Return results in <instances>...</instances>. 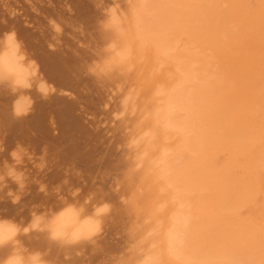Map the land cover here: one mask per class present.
Masks as SVG:
<instances>
[{
	"label": "bare ground",
	"instance_id": "6f19581e",
	"mask_svg": "<svg viewBox=\"0 0 264 264\" xmlns=\"http://www.w3.org/2000/svg\"><path fill=\"white\" fill-rule=\"evenodd\" d=\"M189 1L0 0V264H264V29Z\"/></svg>",
	"mask_w": 264,
	"mask_h": 264
},
{
	"label": "rangeland",
	"instance_id": "374dc122",
	"mask_svg": "<svg viewBox=\"0 0 264 264\" xmlns=\"http://www.w3.org/2000/svg\"><path fill=\"white\" fill-rule=\"evenodd\" d=\"M149 2H150V4H151V6L152 7H154L155 8V10L154 11H152L151 12V14L152 15H158L159 13V9H160V7L162 6V4L165 2V0H161V1H163V3L160 1V0H148ZM153 1H154V4H153ZM190 1H193V2H190ZM189 2H188V4L187 5H196L197 6V8L196 9H194V10H192L193 11V13L195 14V17H196V15H198V17L197 18H199L200 20H199V23H197V25H200V26H203V24H200L202 21V19L203 18H205V16H204V12L202 11V9L201 8H199L198 7V5L200 4L201 5V7H203L202 5V3H200L199 2V0H190ZM239 1V0H238ZM237 1V2H238ZM245 1V2H244ZM246 1H247V3H246ZM194 2H195V4H194ZM255 4H253V3ZM260 4H259V3ZM264 2V0H241V1H239V3L241 4V6H236V7H238V9H239V12H241V15L244 17V20H245V22H247V24L248 25H246V27H245V29L247 30V32H246V37H245V41H244V44H243V47L241 48L242 49V51H243V53L244 54H256V56H258V59H259V63H260V46L259 47H257V44L258 45H260V30H258V28H260V26H261V24H262V28L264 29V6H263V3ZM191 3V4H190ZM198 3V4H197ZM238 3V4H239ZM242 3H243V5H242ZM261 3H262V6L260 7V5H261ZM156 4V5H155ZM199 5V6H200ZM205 5H206V3H205ZM157 6V7H156ZM160 6V7H159ZM249 7V8H248ZM253 7V8H252ZM263 7V8H262ZM188 8H189V6H188ZM247 9H248V12H247ZM259 9H260V11H259ZM196 10H198L197 12H196ZM242 10V11H241ZM200 11V12H199ZM204 11H205V9H204ZM246 11V12H245ZM250 11V12H249ZM256 13H255V12ZM262 11H263V13H262ZM154 12H156V13H154ZM253 12V13H252ZM258 12V13H257ZM198 13V14H197ZM201 13V14H200ZM204 13V14H203ZM261 13V14H260ZM249 14V15H248ZM251 14V15H250ZM202 15V16H201ZM247 15H248V17H250V18H248L247 19ZM256 15V16H255ZM258 15V16H257ZM255 16V17H254ZM203 17V18H202ZM245 17H246V19H245ZM254 17V18H253ZM190 18H193L192 16H190ZM197 18H196V20H197ZM202 18V19H201ZM258 18V19H257ZM198 21V20H197ZM196 21V22H197ZM203 21H205V22H207V20L205 19H203ZM259 21L260 22H262V23H260L259 24ZM204 22V23H205ZM257 22V23H256ZM256 23V24H255ZM205 25H206V23H205ZM204 25V26H205ZM253 25H257V26H259V27H254ZM253 27V28H252ZM251 31H250V30ZM256 29V30H255ZM256 31H257V33H256ZM259 31V32H258ZM253 32V33H252ZM250 33V34H249ZM255 33H256V35H255ZM255 35V36H254ZM264 35V34H263ZM252 36V37H251ZM247 37H248V39L249 38H252L251 40L253 41L252 43H251V40H248L247 39ZM254 37H256V38H254ZM262 38H264V36H262ZM257 39V40H256ZM263 40V39H262ZM250 41V42H249ZM254 41H256V45L255 44H253L254 43ZM259 41V42H258ZM250 44H249V43ZM248 44V45H247ZM262 50H261V54H262V57H263V62H264V40L262 41ZM252 46V47H251ZM253 46H254V48H253ZM245 47V48H244ZM250 48H253V49H251V51H250ZM233 50L234 49H232L230 52H231V54L232 55H236L237 54V51L235 50V52H233ZM259 51V52H258ZM260 67V64H259V66H258V68ZM260 71V70H259ZM263 71H264V66H263ZM32 74V75H31ZM28 78H26L27 80V84H25L27 87L29 86H31L30 84H31V81H32V78L31 77H33V76H35V74H33L31 71L28 73ZM31 76V77H30ZM30 77V78H29ZM29 81V82H28ZM260 81V80H259ZM264 84V83H263ZM261 86H262V89H264V85H262V83H261ZM258 87L260 88V82H258ZM262 94L264 95V90H262ZM131 96V95H130ZM129 96V97H130ZM251 96H248V98H250ZM131 99H130V101H132L133 99V96H131L130 97ZM251 100H249V102H251V101H253V99H254V97L252 96L251 98H250ZM120 104L121 105H124V104H126V102H124L123 101V99L122 100H120ZM29 106V105H28ZM123 110V109H122ZM121 110H119V112H120ZM118 111H115L113 114H111V116L105 121H102L101 122V126L102 127H105V126H110V125H112V126H114L118 121H119V118L118 117H121V118H125L126 117V113L124 112V110L121 112V113H117ZM125 114H124V113ZM129 112V115H131L132 114V111H128ZM131 112V113H130ZM118 114V115H117ZM124 116H123V115ZM246 114H247V112H246ZM120 115V116H119ZM248 115V114H247ZM115 118V120H114V118ZM116 116V117H115ZM118 116V117H117ZM245 117L247 118V117H249V116H246L245 115ZM118 119V120H117ZM104 122V123H103ZM109 123V124H108ZM106 124H108V125H106ZM0 128H1V126H0ZM108 128V127H107ZM141 143V141H139L138 143H136V142H132L131 144L132 145H137V144H140ZM84 152H86L85 150H84ZM37 162H34V161H29V165H30V167H32V168H34L35 167V169H38L39 168V166H37V164H36ZM88 165V164H87ZM91 166H93V165H91ZM42 168V167H41ZM89 168V167H88ZM8 171H10V169L8 170ZM90 173L91 171L89 170V171H87L86 173ZM17 174H22V177H21V180H20V182L18 183V184H14V178H11L8 174H6L5 172L4 173H2L0 176L1 177H3V179L2 180H0V182L1 181H3V183L1 182L0 184H1V186H4V187H6V186H9V184L11 183V182H13V184H10V186H11V188H9V189H12L13 191H20L21 192V189H24L25 187H26V178H25V174H24V172L22 173L21 171L20 172H14V174L13 175H17ZM5 177H4V176ZM11 180V181H10ZM6 182V183H5ZM21 184L23 185L22 187H21ZM0 186V187H1ZM16 186V187H15ZM10 191V190H9ZM7 193V192H6Z\"/></svg>",
	"mask_w": 264,
	"mask_h": 264
},
{
	"label": "clouds",
	"instance_id": "9594fccd",
	"mask_svg": "<svg viewBox=\"0 0 264 264\" xmlns=\"http://www.w3.org/2000/svg\"><path fill=\"white\" fill-rule=\"evenodd\" d=\"M12 156H13V158H15V159H19V156H18V153L17 152H13L12 153ZM9 175H13V171H10L9 172ZM21 177H22V174H17V175H15V179L17 180V181H20L21 180ZM3 179V177H0V180H2ZM23 185L21 184V187H22Z\"/></svg>",
	"mask_w": 264,
	"mask_h": 264
},
{
	"label": "snow or ice",
	"instance_id": "6c2138e0",
	"mask_svg": "<svg viewBox=\"0 0 264 264\" xmlns=\"http://www.w3.org/2000/svg\"><path fill=\"white\" fill-rule=\"evenodd\" d=\"M11 39V38H10ZM0 251H6L5 249H0Z\"/></svg>",
	"mask_w": 264,
	"mask_h": 264
}]
</instances>
